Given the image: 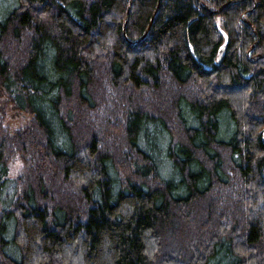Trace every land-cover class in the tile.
I'll list each match as a JSON object with an SVG mask.
<instances>
[{
	"label": "trees",
	"instance_id": "trees-1",
	"mask_svg": "<svg viewBox=\"0 0 264 264\" xmlns=\"http://www.w3.org/2000/svg\"><path fill=\"white\" fill-rule=\"evenodd\" d=\"M229 1L0 0V264H264V0Z\"/></svg>",
	"mask_w": 264,
	"mask_h": 264
},
{
	"label": "rangeland",
	"instance_id": "rangeland-1",
	"mask_svg": "<svg viewBox=\"0 0 264 264\" xmlns=\"http://www.w3.org/2000/svg\"><path fill=\"white\" fill-rule=\"evenodd\" d=\"M7 42V45L8 46H10L11 47V51H12V54H13V52H15V50H17L16 48L14 49V50H12V48H14L15 46H13V44H12V42H11V40L9 39V40H7L6 41ZM13 58V60H14V58L15 57H9V59H12ZM15 61V60H14ZM168 100V99H167ZM14 113V112H13ZM13 113H10L9 114V117H8V120H7V124L8 125H10V124H13V125H21L22 123H25L28 119H29V116L26 114V116H23V115H17V112H15L14 114ZM13 114V115H12ZM10 170H11V172H10V175H9V177L12 179V178H15V176H16V174L20 171V163L18 162V161H16V162H14L12 165H11V167H10ZM219 197L218 196H215L214 197V199L217 201V207H216V211L214 212V214H216V215H214V218L215 217H217V219H218V221H220L221 222V218L222 217H220L219 216V212L220 211H223V205H222V203H220L219 202V199H218ZM233 200H236V199H233ZM238 201V200H237ZM237 202L235 201V204H236ZM233 205H234V203H233ZM235 206V205H234ZM235 210H238V207H236L235 206ZM234 216H235V214H234ZM213 218V219H214Z\"/></svg>",
	"mask_w": 264,
	"mask_h": 264
},
{
	"label": "water",
	"instance_id": "water-1",
	"mask_svg": "<svg viewBox=\"0 0 264 264\" xmlns=\"http://www.w3.org/2000/svg\"><path fill=\"white\" fill-rule=\"evenodd\" d=\"M160 1V0H159ZM241 1H244V0H230L228 3H226V4H224L223 6H221L218 10H215V11H210V13L211 14H214V15H218L219 14V12L221 11V10H223V9H225V8H227V7H229L231 4H236V3H239V2H241ZM131 3H132V0H130V2H129V4H128V11H127V13H126V15H125V21H124V24H123V27H125V25H126V23H127V20H128V15H129V11H130V5H131ZM208 9V8H207ZM206 9V10H207ZM157 11V10H156ZM156 11H155V13H156ZM155 13H154V15H155ZM154 15L152 16V20H151V22H150V24H149V26L147 27L148 29H147V31L144 33V35L141 37V38H143V37H145L146 36V34L149 32V30L151 29L150 27H151V25H152V22H153V19H154ZM246 15H247V13L245 12V14H244V17H246ZM245 22L247 23V21L245 20ZM253 32L255 33V35H256V30H255V28H253ZM141 41V40H140ZM139 42V41H138ZM256 44V43H255ZM254 44V45H255ZM254 48V47H253ZM252 48V49H253ZM257 59H263L264 58V55H259V56H257L256 57Z\"/></svg>",
	"mask_w": 264,
	"mask_h": 264
}]
</instances>
